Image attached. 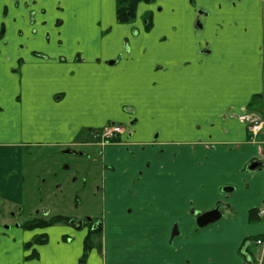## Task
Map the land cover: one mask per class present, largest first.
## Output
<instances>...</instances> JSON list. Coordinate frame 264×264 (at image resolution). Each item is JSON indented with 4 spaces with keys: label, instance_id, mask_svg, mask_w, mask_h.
Segmentation results:
<instances>
[{
    "label": "crops",
    "instance_id": "obj_1",
    "mask_svg": "<svg viewBox=\"0 0 264 264\" xmlns=\"http://www.w3.org/2000/svg\"><path fill=\"white\" fill-rule=\"evenodd\" d=\"M62 5L4 0L1 201L23 212V148H75L87 139L79 132L134 121L119 138L126 145L104 149L109 264H248L240 248L264 234L262 222L249 220L264 209V169L248 170L264 160V134L253 138L241 119L264 112V0H159L168 18L148 5L133 25L117 22L112 3L90 0L95 38L81 29L74 3ZM150 10L146 32L141 16ZM127 200L141 209L126 226L116 220L134 214ZM217 204L222 219L199 228L193 212ZM139 232L134 239L147 241L126 258ZM13 243L11 235L3 241L0 264H56L17 256Z\"/></svg>",
    "mask_w": 264,
    "mask_h": 264
},
{
    "label": "rangeland",
    "instance_id": "obj_2",
    "mask_svg": "<svg viewBox=\"0 0 264 264\" xmlns=\"http://www.w3.org/2000/svg\"><path fill=\"white\" fill-rule=\"evenodd\" d=\"M54 1H56L58 5H61V7L63 6V0ZM71 1L77 7L75 11L81 22V29H84V31L88 29L87 35L91 36V38H95L96 28L94 25V19H90L91 10L88 5H85V3L90 0ZM106 1L111 3V0ZM149 5L157 6V11L161 8L159 0H154ZM48 6H50L49 3ZM115 6L117 8V2ZM142 10L143 9L139 6L135 20L127 25H133L140 17ZM112 11L114 12V9ZM158 13L163 18L169 17V11L166 8V5L164 9L162 8ZM143 18L144 15L141 16V19ZM143 23L145 25L146 21ZM6 28L7 34L5 41L12 33L10 26L7 25ZM84 31H82V33ZM102 34H104V30H102L101 35ZM2 41L3 39L0 40V42ZM7 48H9L8 44L5 45V49ZM3 63L5 62L0 58V68L3 67ZM6 77V73H0V81H6ZM9 122L10 121H7L8 124H10ZM2 123L3 125L5 124L4 120H2ZM80 135H82V139L89 138V143L94 142V139L90 138L91 134L86 130L83 133L79 132L78 136ZM63 150L64 149L60 147L23 148L21 152V155L23 154V176L25 183L23 212L19 208H14L13 206L10 207L0 199V233L5 232V225L11 226V228L7 230L6 237L11 235V239L14 242L12 250L17 256H29L33 252V249H35L40 253V256H44L45 259L55 260L56 264H80L84 253L83 243L89 232V226L78 228L76 225L72 224V222L91 218L95 221L106 219L105 222L108 223V225L110 224L111 216L109 215V208L106 203V185L108 183L106 172L108 173L110 169L109 165L106 164L105 151L97 146H86L82 150L88 153L89 158L82 159L76 156H69L63 153ZM15 157L18 159L16 155ZM0 162H6V158L1 156ZM136 203L137 202L131 200L126 201L125 209L128 213L130 212V209H132L134 214L124 215L122 216L123 219H121L120 216L116 220L117 223L125 224L127 226L140 218V207H138ZM44 211H48V219L54 216H64L70 218L71 223L58 224L46 229H38L34 231H26L20 226H17L28 220L46 217ZM260 222H262L264 226L263 220L256 223ZM130 230H126V232H130ZM140 233L141 232L137 235L136 233H133L134 236L131 235V245L135 243V246L132 251H130V255L126 258L139 256L141 253L143 242H146L147 238H144V240L139 243L134 238L135 236L140 235ZM41 234L48 235L46 243L39 244L34 242V236ZM108 234L109 232L104 229V232L101 235L94 237L93 249L89 252L84 264H109L110 261L109 257L106 255L105 243ZM67 236L69 238H67ZM6 237L0 236V249L4 248L3 241H5ZM27 241L32 242V246L29 250L16 246L20 242H23L24 244ZM145 246L147 247V245ZM250 253L252 254L254 262L248 264H258L261 255V248H258L253 244L250 248ZM241 258L244 259L243 256H241Z\"/></svg>",
    "mask_w": 264,
    "mask_h": 264
},
{
    "label": "flooded vegetation",
    "instance_id": "obj_3",
    "mask_svg": "<svg viewBox=\"0 0 264 264\" xmlns=\"http://www.w3.org/2000/svg\"><path fill=\"white\" fill-rule=\"evenodd\" d=\"M147 5L151 4V3H145ZM139 7V6H138ZM138 10V9H137ZM201 13H204L203 11H200L199 14ZM137 14V12H136ZM136 18V17H135ZM135 20V19H134ZM133 20V21H134ZM143 22L146 21V24H145V31L146 32H150V30L152 29V25H153V21H154V13L152 10L146 12L144 14V18L142 19ZM131 21V22H133ZM136 22V21H135ZM130 23V22H129ZM127 23V24H129ZM198 27H200V23L198 22L197 23ZM136 31V30H135ZM135 33L138 34V31H136ZM135 122H131L130 125L128 126H125V125H119V124H110L108 126H106L105 128L103 129H99V130H93V129H89L90 131V134H91V137L92 139H94V142L93 143H89L88 142V139L86 140H83L81 142V144H78L75 148H67L65 150H63V153L69 155V156H76L78 158H82V159H88L89 158V155L88 153H86L85 151H83L82 149L86 146H97V147H100L102 150H104L106 147L112 145V144H120L122 143V145H126L127 142H121L120 141V136L122 134H126V133H129L130 132V127H132V125L134 124ZM111 126H119L122 128V132L121 133H118V134H115L113 137L107 139V140H104L102 141V134L104 133V130L108 127H111ZM120 138V139H119ZM80 145V147H79ZM24 181V180H23ZM98 191V190H97ZM3 202V201H2ZM215 208H219V210L221 211V213L223 214V210L225 209L224 206L222 204H217ZM214 208V209H215ZM20 209V208H19ZM22 210V209H20ZM47 212V213H45ZM195 212V211H194ZM198 212V211H196ZM198 213H201V212H198ZM44 214L46 215V217H42V218H35V219H48L47 218V215H48V211H44ZM195 216V215H194ZM197 217V216H195ZM33 220V219H32ZM29 221V220H28ZM27 221L23 222L22 224H18L17 226H20L22 229L26 230V231H34V230H38V229H46V228H36V229H33V230H28V229H25L23 227V225L26 223ZM69 223H71V219L69 221ZM72 223H74L76 225V227L78 228H83L84 226H89V232L88 234L86 235V237L92 232V233H95L92 235L93 239L94 237H97L98 235H101L104 231V220L102 221H95L91 218H85L84 220H81V221H73ZM5 228L6 230H4L5 232L4 233H0V236H4L6 237L7 235V230H9L11 228V226H6L5 225ZM49 228V227H48ZM102 229V233L101 234H96V232L99 230V229ZM42 235H45L46 238L48 237L47 234H41V235H35V239L42 236ZM9 237V236H7ZM33 237V238H34ZM248 239V238H247ZM31 243V246H32V242L31 241H27L26 243H24L22 245V248L26 249V250H29V248H31V246L28 247V245ZM46 243V242H45ZM39 244H44V243H39ZM253 245V243H248L247 246L243 249L244 250V253L246 254L247 250L250 249V247ZM31 256H34V257H31ZM40 258V253L33 249V252L29 255V256H26L25 259H39ZM252 261V259H251Z\"/></svg>",
    "mask_w": 264,
    "mask_h": 264
},
{
    "label": "trees",
    "instance_id": "obj_4",
    "mask_svg": "<svg viewBox=\"0 0 264 264\" xmlns=\"http://www.w3.org/2000/svg\"><path fill=\"white\" fill-rule=\"evenodd\" d=\"M154 0H117V22L121 24H127L131 21H133L136 17V12L138 9V6L141 3H152ZM249 220L252 223H256L259 221L258 217V211L257 210H251L249 213ZM70 221V218L64 217V216H54L49 219H33L27 221L23 227L28 230H33L36 228H48L52 227L58 224H68ZM102 229L100 228L96 234H101ZM95 233H90L84 240V253L81 259L80 264L85 263V259L87 258L89 252L91 249H93V237L92 235ZM257 238H248L244 241L242 247L240 248L239 253L244 257L246 260L247 255L250 253V249H248L246 254L244 253V248L247 246V244L250 242L252 243L253 240ZM46 236L42 235L35 239L34 242L36 243H45ZM31 246V243L28 245V247ZM251 254V253H250ZM34 257V256H31Z\"/></svg>",
    "mask_w": 264,
    "mask_h": 264
},
{
    "label": "built area",
    "instance_id": "obj_5",
    "mask_svg": "<svg viewBox=\"0 0 264 264\" xmlns=\"http://www.w3.org/2000/svg\"><path fill=\"white\" fill-rule=\"evenodd\" d=\"M249 123L250 131L253 134V137L258 136L259 134H264V115H259L256 113H249L244 116H242V119ZM122 128L119 126H111L104 130V133L102 134V141L107 140L111 137H113L115 134L121 133ZM261 215H264V211L261 213ZM258 245H262L264 248V239L257 241ZM264 254V250H263Z\"/></svg>",
    "mask_w": 264,
    "mask_h": 264
},
{
    "label": "water",
    "instance_id": "obj_6",
    "mask_svg": "<svg viewBox=\"0 0 264 264\" xmlns=\"http://www.w3.org/2000/svg\"><path fill=\"white\" fill-rule=\"evenodd\" d=\"M261 169V164L259 162H253L249 167L248 170L249 171H256ZM233 189L232 188H225L224 192L226 193H230L232 192ZM47 213V212H45ZM193 214L195 216H197V226L199 228H205L208 227L211 224H214L218 221H220L222 219L223 214L221 213V211L219 210V208H215L213 210H210L208 212H204V213H198V212H193ZM74 224V223H72ZM75 225V224H74ZM179 235L178 230H177V226L174 227V230L172 232V236L171 238L174 239L175 237H177Z\"/></svg>",
    "mask_w": 264,
    "mask_h": 264
},
{
    "label": "snow or ice",
    "instance_id": "obj_7",
    "mask_svg": "<svg viewBox=\"0 0 264 264\" xmlns=\"http://www.w3.org/2000/svg\"><path fill=\"white\" fill-rule=\"evenodd\" d=\"M111 3H112V7L114 8L115 7V0H111ZM140 7H141V9H143L147 6L144 4H141ZM3 14H4V0H0V15H3ZM108 33L109 34L111 33V27L110 26L108 27Z\"/></svg>",
    "mask_w": 264,
    "mask_h": 264
}]
</instances>
